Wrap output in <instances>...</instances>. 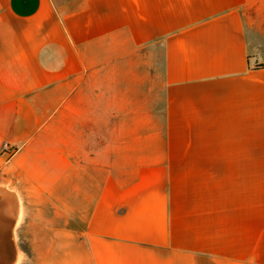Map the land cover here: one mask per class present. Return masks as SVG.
Instances as JSON below:
<instances>
[{"label":"crops","instance_id":"obj_1","mask_svg":"<svg viewBox=\"0 0 264 264\" xmlns=\"http://www.w3.org/2000/svg\"><path fill=\"white\" fill-rule=\"evenodd\" d=\"M250 2L0 0V264H264Z\"/></svg>","mask_w":264,"mask_h":264},{"label":"rangeland","instance_id":"obj_2","mask_svg":"<svg viewBox=\"0 0 264 264\" xmlns=\"http://www.w3.org/2000/svg\"><path fill=\"white\" fill-rule=\"evenodd\" d=\"M243 18L245 26L251 35V49L256 51L259 54V57L264 61V0H251L249 5L246 7L243 13ZM158 71H162L161 62L158 61ZM36 207H39L40 210L47 208L52 210V205H27V211H35ZM32 238L35 241L42 243L46 241V237L42 236H31L28 235L27 238L24 236L21 239V244L23 248H27V260L23 264H34L36 258V252L33 251L31 247ZM41 254H46L42 252Z\"/></svg>","mask_w":264,"mask_h":264},{"label":"built area","instance_id":"obj_3","mask_svg":"<svg viewBox=\"0 0 264 264\" xmlns=\"http://www.w3.org/2000/svg\"><path fill=\"white\" fill-rule=\"evenodd\" d=\"M4 151L8 154V155H12L15 152V149L13 147H11L10 145H5L4 146Z\"/></svg>","mask_w":264,"mask_h":264}]
</instances>
